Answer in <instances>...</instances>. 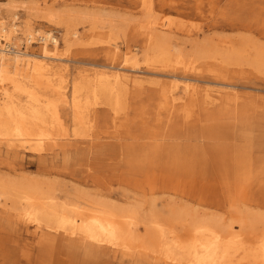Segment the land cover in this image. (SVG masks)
<instances>
[{"label":"bare ground","instance_id":"6f19581e","mask_svg":"<svg viewBox=\"0 0 264 264\" xmlns=\"http://www.w3.org/2000/svg\"><path fill=\"white\" fill-rule=\"evenodd\" d=\"M149 24L141 32L147 45V66L179 67L184 72L201 70L194 61H184L179 50L168 47L162 34L174 30L172 22L154 19ZM109 26L108 22L98 27L92 19L81 34L76 28L66 27L62 42L65 51L97 41L106 44L103 48L110 59L121 57L123 64L99 71L78 67L72 77L85 82L75 81L68 87L69 59L58 51L56 27L40 30L30 17L20 22L16 12L5 16L0 10V144L7 152L28 151L40 159L42 153L53 152V158L60 156L63 161L75 157L78 151L72 152L69 146L93 135L90 128L96 118V105L107 106L109 126L117 130L122 101L143 94L145 83L153 84L136 72V52L109 38L114 31ZM182 31L188 33L190 29ZM36 40L41 41L39 52L29 47ZM202 51L207 49L202 47ZM200 57L210 58L207 62L211 65H231L244 58V64L264 76L262 46H256L252 56L245 55L244 48L228 46L225 50L213 48ZM171 77L150 89L149 119L160 128L181 123L190 128L210 119H235L249 108L264 113L262 93L241 94L233 84L219 79L199 84L201 79L194 74ZM212 108L214 112H210ZM93 138L100 137L94 134ZM107 146L110 160V155L121 148L117 143ZM87 149L90 152V145ZM223 163L227 168L231 166ZM219 166L221 169V163ZM105 180L109 185L110 179ZM56 192H61L62 198ZM93 194L76 185L60 189L49 178H6L0 180V217L10 227L32 224L49 247L74 249L77 252L73 253H82L77 255L85 264H107L109 253L112 259L120 256L119 264H264V216L260 213V220H253L250 226L242 225L240 219V225L234 227L233 221L222 222L215 215H198L195 210L189 214L185 206H173L158 217L151 206L153 201L146 214L141 212L140 202L128 197L118 202L106 194Z\"/></svg>","mask_w":264,"mask_h":264},{"label":"rangeland","instance_id":"374dc122","mask_svg":"<svg viewBox=\"0 0 264 264\" xmlns=\"http://www.w3.org/2000/svg\"><path fill=\"white\" fill-rule=\"evenodd\" d=\"M0 8L5 16L16 12L20 22L30 17L40 30L56 27L58 51L69 59L68 87L75 81L85 82L72 77L78 67L99 71L112 64L123 65L121 57H108L105 43L94 41L71 51L63 49L66 27L76 28L81 34L93 19L98 27L110 23L114 31L109 38L136 52V72L144 74L153 85L170 80L173 74H194L201 79L199 84L219 79L233 84L241 94L249 91L264 95V76L244 64V58L231 65H211L207 62L210 58L200 57L213 48L225 50L228 46L244 48L245 55L252 56L256 46L264 47V0H0ZM154 19L173 23L174 30L162 34L168 47L179 50L184 61H194L201 70L184 72L179 67L147 66V45L141 32ZM40 43L36 40L29 47L39 52ZM202 47L207 51L203 52ZM153 85L145 83L143 94L122 101L117 130L109 126L107 106L96 105L90 131L100 138L92 135L79 139L69 146L78 154L68 160L53 158V152L42 153V159L28 151L7 152L0 144V180L49 178L60 189L76 185L92 195L106 194L118 202L128 197L140 202L141 212L146 214L153 201L151 206L158 217L173 206H185L189 214L195 210L198 215H215L222 222L233 221L234 227L240 225V219L245 227L260 220V214L264 216V113L249 108L235 119H210L190 128L184 123L160 128L149 119ZM108 143H117L121 148L120 152L110 153V160ZM225 161L231 163L229 168H225ZM105 178L110 179L109 185ZM101 183L105 186H98ZM56 194L62 198L61 192ZM59 248L49 247L32 224L10 227L0 217V264H85L79 256L82 253L77 255L73 253L77 251L63 245ZM109 254L107 264H119L120 256L112 259Z\"/></svg>","mask_w":264,"mask_h":264}]
</instances>
